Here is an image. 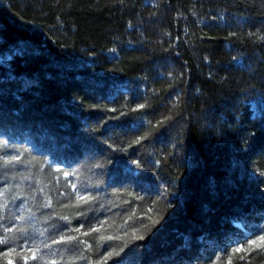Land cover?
<instances>
[{
    "label": "trees",
    "instance_id": "16d2710c",
    "mask_svg": "<svg viewBox=\"0 0 264 264\" xmlns=\"http://www.w3.org/2000/svg\"><path fill=\"white\" fill-rule=\"evenodd\" d=\"M261 236L264 0H0V264H264Z\"/></svg>",
    "mask_w": 264,
    "mask_h": 264
},
{
    "label": "snow or ice",
    "instance_id": "6c2138e0",
    "mask_svg": "<svg viewBox=\"0 0 264 264\" xmlns=\"http://www.w3.org/2000/svg\"><path fill=\"white\" fill-rule=\"evenodd\" d=\"M259 240L261 241V242H264V236H261L260 238H259ZM0 243H3V241H0ZM251 243L252 244H256L257 242L256 241H251ZM241 249H237V251H240Z\"/></svg>",
    "mask_w": 264,
    "mask_h": 264
}]
</instances>
